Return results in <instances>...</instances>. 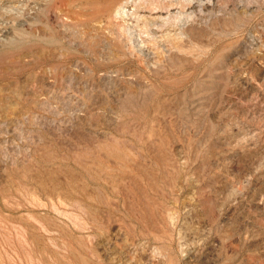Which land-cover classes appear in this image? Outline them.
<instances>
[{"label":"rangeland","instance_id":"1","mask_svg":"<svg viewBox=\"0 0 264 264\" xmlns=\"http://www.w3.org/2000/svg\"><path fill=\"white\" fill-rule=\"evenodd\" d=\"M0 264H264V0H0Z\"/></svg>","mask_w":264,"mask_h":264}]
</instances>
